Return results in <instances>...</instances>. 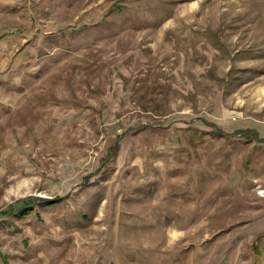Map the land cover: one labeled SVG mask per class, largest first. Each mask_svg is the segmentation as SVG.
Instances as JSON below:
<instances>
[{
  "label": "rangeland",
  "instance_id": "obj_1",
  "mask_svg": "<svg viewBox=\"0 0 264 264\" xmlns=\"http://www.w3.org/2000/svg\"><path fill=\"white\" fill-rule=\"evenodd\" d=\"M0 264H264V0H0Z\"/></svg>",
  "mask_w": 264,
  "mask_h": 264
}]
</instances>
